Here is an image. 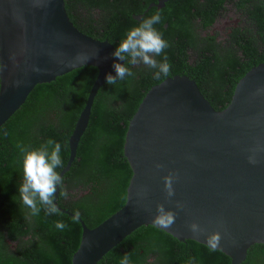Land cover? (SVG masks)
<instances>
[{
    "label": "water",
    "instance_id": "1",
    "mask_svg": "<svg viewBox=\"0 0 264 264\" xmlns=\"http://www.w3.org/2000/svg\"><path fill=\"white\" fill-rule=\"evenodd\" d=\"M114 50L109 42L77 29L65 0H0V126L35 86L86 66L97 71L69 139L62 177L77 157L106 75H115ZM125 135L124 155L133 175L123 207L89 229L57 205L81 225L71 264H97L135 230L154 226L159 203L178 215L170 228L154 227L178 242L207 248L206 236L218 231L221 241L215 251L230 264H242L251 246H264V63L236 82L230 102L220 111L187 76L164 78L146 91ZM158 163L164 167L157 169ZM169 172L178 176L170 200L163 180ZM177 201L185 205L183 210L176 209ZM192 222L205 234L194 236L188 227Z\"/></svg>",
    "mask_w": 264,
    "mask_h": 264
},
{
    "label": "trees",
    "instance_id": "2",
    "mask_svg": "<svg viewBox=\"0 0 264 264\" xmlns=\"http://www.w3.org/2000/svg\"><path fill=\"white\" fill-rule=\"evenodd\" d=\"M150 1L65 0V6L79 31H83L79 22L84 24L80 9L86 7L90 16L99 10L105 32L82 33L107 41L116 48L126 32L140 23L134 17L146 13ZM227 1L215 0L221 6ZM242 1L247 2L248 11L255 18H264V0L257 4L253 0ZM155 13L154 10L147 12L145 17ZM160 15L161 21L154 27L161 28L169 20L174 28H179V21L184 19L178 0ZM174 16L177 17L175 21ZM260 26L261 38L249 36L246 46L242 45L241 39L236 43L247 53L241 66L236 59L238 48L223 49L213 38L210 45L202 44L201 40L197 47L200 56L215 54L214 63L200 61L198 69L173 68L174 74L184 73L195 81L213 109H224L230 102L236 82L253 66L264 63V24ZM181 35L190 43L196 41L194 36L192 40L191 32H181ZM138 65H129L135 73L134 78L118 81L115 86L106 83L98 91L77 157L63 177L69 195L62 199L58 194L57 205L74 215L79 211V218L89 229L123 207L133 175L124 155L128 123L146 91L164 79H153ZM231 72L238 74L228 85L222 80ZM96 75V69L86 66L57 77L49 84L35 86L19 109L0 126V264H71L72 255L79 246L81 225L64 214L46 216L43 210L39 216H32L23 206L18 195V185L23 178L18 145L37 148L49 138L60 142L63 167L57 171L61 173L69 160V139ZM227 87L231 89L226 91ZM56 221H62L67 228L57 229L54 226ZM124 254L129 255V264H189V261L191 264H230L229 258L221 252L193 241L178 242L152 225L135 230L97 264H120ZM242 264H264V246H251Z\"/></svg>",
    "mask_w": 264,
    "mask_h": 264
},
{
    "label": "clouds",
    "instance_id": "3",
    "mask_svg": "<svg viewBox=\"0 0 264 264\" xmlns=\"http://www.w3.org/2000/svg\"><path fill=\"white\" fill-rule=\"evenodd\" d=\"M160 13L144 17L137 26L129 29L115 48L112 56L115 61H124V63L115 62L113 68L115 75L108 73L106 83L115 86L118 81H124L126 78H134L135 73L129 65L136 66L140 63L150 69L156 70L154 78L160 79L161 76H168L171 71V65L167 56L164 55L165 49L170 44L163 37L156 27L160 23ZM162 56L158 61L155 57ZM39 72L41 69L35 68ZM22 155L23 178L18 185V195L26 208L30 210L32 216H39L43 210L46 216L53 214L62 215L56 204L57 191L62 199L68 198V191L65 187L64 178L57 169L63 167L62 145L55 139L49 138L45 143L37 148L28 145H18ZM250 163H256L254 157L249 158ZM163 164H156L157 169H162ZM178 179L176 173L169 172L163 177L164 191L166 199H171L175 195L174 181ZM185 205L177 201L176 209L183 210ZM79 211H76L75 217L78 218ZM178 212L168 209L164 203L156 205V214L152 219L154 226L170 228L177 218ZM54 226L57 229L64 230L67 225L62 221H56ZM189 230L194 236L205 234V229L198 222H192L188 225ZM207 246L215 251L221 241V233L213 232L206 236ZM120 264H129V255L124 254ZM191 264V261H189Z\"/></svg>",
    "mask_w": 264,
    "mask_h": 264
},
{
    "label": "flooded vegetation",
    "instance_id": "4",
    "mask_svg": "<svg viewBox=\"0 0 264 264\" xmlns=\"http://www.w3.org/2000/svg\"><path fill=\"white\" fill-rule=\"evenodd\" d=\"M173 1L174 0H164L161 2V0H151L146 13L153 10L160 13L165 12ZM259 1L260 0H253V3L257 4ZM178 4L184 16V19L179 21L181 27L174 28L173 23L169 20L163 23V27H156L170 44L164 52V55L167 56L168 62L171 65L170 74L166 77L173 75L186 76L184 73L174 74L173 68L181 69L183 67H189L191 69H198L200 61L214 63L215 54L206 53V57H204L200 56L198 53L197 44H199L201 40L202 44L210 45L212 39L215 38L216 42L221 45V48H225L226 50L235 46L238 48V51H236V59L238 60L239 66H241L246 61L247 53H245L240 46L236 45L238 40L241 39L242 45L246 46L249 36H253L255 39L261 38L259 35L261 30L260 25L264 24V18H260L261 20L255 18L254 15L248 11L247 2L242 0H229L221 6L219 3L215 2V0H178ZM146 13L136 17H141L142 20ZM79 15H81L84 20V24H82L81 21L79 22V25L83 29L81 32H105L102 28L103 15L99 10L96 13L93 12L90 16L89 12H87V8L82 7ZM173 20H177V17L174 16ZM208 22L212 23L208 26L206 25ZM180 31L191 32L192 40L194 36L196 41L190 43L189 39L183 38ZM260 47L261 43L259 44V49ZM155 58L158 61L163 59L162 56ZM138 68L146 69L149 74L153 76V79H155L154 72L156 70L150 69L142 63L138 65ZM187 70L188 69H186V71ZM190 72L193 73L192 70H190ZM237 74V72L227 73L224 75V80L222 81L231 85L232 82L235 81L234 76ZM161 77L166 78L165 76ZM230 89V87H227L225 90L228 91Z\"/></svg>",
    "mask_w": 264,
    "mask_h": 264
}]
</instances>
